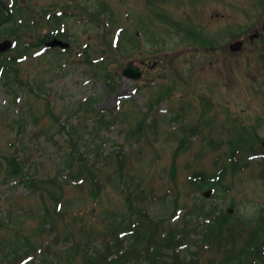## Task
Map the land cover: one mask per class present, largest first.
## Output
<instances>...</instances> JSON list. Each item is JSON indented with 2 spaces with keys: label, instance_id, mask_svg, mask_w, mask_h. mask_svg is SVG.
Here are the masks:
<instances>
[{
  "label": "rangeland",
  "instance_id": "obj_1",
  "mask_svg": "<svg viewBox=\"0 0 264 264\" xmlns=\"http://www.w3.org/2000/svg\"><path fill=\"white\" fill-rule=\"evenodd\" d=\"M56 1L24 0L30 51L25 39L17 50L29 58H0V264L27 255L35 258L25 264H107L105 247L140 219L128 260L146 257L147 235L162 230L188 232L185 250L205 263L231 254L237 264L244 248L254 256L264 239V158H249L264 149V30L248 38L264 25V0ZM57 9L68 11L59 16L68 50L33 58V45L59 34ZM189 30L212 45L189 40ZM239 38L243 49L230 51ZM133 59L139 79L122 73ZM166 88L170 98H159ZM91 94L97 101L81 103ZM219 168L226 175L214 191L192 183ZM205 237L214 244L197 250ZM77 241L81 252L66 248Z\"/></svg>",
  "mask_w": 264,
  "mask_h": 264
},
{
  "label": "trees",
  "instance_id": "obj_2",
  "mask_svg": "<svg viewBox=\"0 0 264 264\" xmlns=\"http://www.w3.org/2000/svg\"><path fill=\"white\" fill-rule=\"evenodd\" d=\"M189 38H193L195 40H197L198 42L201 43L202 46H204L205 41H204V37H203V33L201 31H191L189 30L188 36ZM206 45V44H205ZM91 98H95L93 96H91ZM102 119H104V121H107L108 119L106 118V116H101ZM73 144V146L75 145L74 142H71ZM235 149V148H234ZM233 149V151H234ZM261 154L264 153V149H261ZM247 163V162H245ZM226 170L225 168L220 169V171L216 174L213 175H207L205 173H196L193 176V181L192 183L196 186V187H200L202 190L203 189H211V188H218L219 186L223 185V179L226 175ZM95 178V177H93ZM194 181H198V182H194ZM208 218V220L206 221H210V217L205 216L204 219ZM203 219V220H204ZM144 219H140L139 221H137L134 225L133 229H130L131 232L129 234V236H122L119 239H117L116 241L113 242V246H106L104 251L107 252V254L105 255L104 259L101 260H106L108 261L107 264H231L229 260H231L232 255L231 254H227L228 256H226L224 258V260L218 261L217 259L215 260H211L209 262H204L201 261V257H200V253L198 252V256L195 255L197 254L196 252H192L193 248H187L185 250L186 247H188L189 245L187 244L189 241H192L191 236L187 239H185L186 237V232L185 230H181L178 232H167L166 230H162L159 233L156 232H151L147 235L148 240L150 241V244L148 246V248H146V251L148 253V255L146 257H142L141 259H136V260H128L127 259V254L128 251L126 252L125 247L127 245H130L131 240L133 239H139L137 237H134L133 235L137 232L140 231V229H142L143 225H144ZM203 222V221H202ZM138 224V226H137ZM209 224V223H208ZM190 226V228L188 229V231L191 230H197L196 227L191 224H188ZM213 227V224H209V228L211 229ZM204 232V230H201V232ZM256 233H258L256 231ZM133 234V235H132ZM229 235H233V232H228ZM193 235V234H192ZM263 233L259 232L257 234V238L259 239L260 237H263ZM131 236V240L130 243H126L127 241V237ZM205 242L200 246L199 248H197V250H199L201 248V246H208L211 247L214 242L213 240H211L208 237H205ZM88 241H92L91 239H87ZM156 240H160L159 242H157ZM152 241V242H151ZM49 242V241H48ZM50 243V242H49ZM71 245V244H70ZM66 247L67 249H71V250H75V251H80L79 248L81 247V245H83V242L81 244V242L77 241L75 245ZM88 244H84V246H87ZM182 249L179 250L180 246H184ZM125 246V247H124ZM130 247V246H129ZM128 247V248H129ZM246 248H244V250L239 251V255H241L243 257L242 261H239V263L243 264V262H246L249 258L250 259H255L254 263L252 264H264V239L261 242V246L259 247H254V256L253 254L250 255L248 254V250H245ZM101 250V248H100ZM100 250L98 249H94L92 251H96V253H98ZM103 252V250H101ZM173 251V252H172ZM81 252V251H80ZM84 253V252H83ZM218 258L220 257L219 255ZM56 259H58L59 262V256H56ZM83 259H84V255H83ZM57 262V263H58ZM237 263V264H239ZM86 264H101L100 261H96V260H90V262L86 263Z\"/></svg>",
  "mask_w": 264,
  "mask_h": 264
},
{
  "label": "flooded vegetation",
  "instance_id": "obj_3",
  "mask_svg": "<svg viewBox=\"0 0 264 264\" xmlns=\"http://www.w3.org/2000/svg\"><path fill=\"white\" fill-rule=\"evenodd\" d=\"M59 3V0L56 1ZM9 15V21L2 22ZM23 23H26L25 17V7L24 0H0V43L5 40L17 41L19 46L22 45V41L25 39V43L27 44L25 48H28V39L27 35H22L21 26ZM52 39H47L48 41H52ZM18 46L15 45L13 48H7L5 51L0 52V58L5 55L14 56L15 54L20 55V52L17 50ZM28 50V49H27ZM145 65L146 63L143 62ZM142 63V64H143Z\"/></svg>",
  "mask_w": 264,
  "mask_h": 264
},
{
  "label": "water",
  "instance_id": "obj_4",
  "mask_svg": "<svg viewBox=\"0 0 264 264\" xmlns=\"http://www.w3.org/2000/svg\"><path fill=\"white\" fill-rule=\"evenodd\" d=\"M8 44H9V42H3L2 44H0V50L7 48ZM242 45H243V40H239V41L233 43L231 45V48L233 50H240ZM123 74L125 76H129V77H135V78L141 77V72L139 71V67L134 66V61L127 63L126 67L123 70Z\"/></svg>",
  "mask_w": 264,
  "mask_h": 264
}]
</instances>
